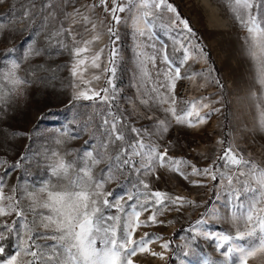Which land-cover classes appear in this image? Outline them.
Segmentation results:
<instances>
[{
    "label": "snow or ice",
    "instance_id": "obj_1",
    "mask_svg": "<svg viewBox=\"0 0 264 264\" xmlns=\"http://www.w3.org/2000/svg\"><path fill=\"white\" fill-rule=\"evenodd\" d=\"M224 6L246 33L252 131L264 134V0H224ZM122 25L133 38V97L116 85ZM25 32L19 53L15 43L0 52V264H137L145 255L164 264H192L187 258L200 255L201 239L213 241L216 257L203 255L199 264L264 260V164L235 141L224 146L223 138L216 141L220 152L203 167L173 155V131H200L223 107L222 100L177 95L179 81L204 76L194 65L207 63L208 53L172 0H0V40ZM161 33L171 41V53ZM63 56L64 65L25 69L36 59ZM41 69L47 77L37 75ZM65 70L72 89L66 107L77 109L74 127L60 131L55 149L34 152L28 143L10 162L15 141H31L37 130L11 126L15 100L26 98L37 82L55 92ZM78 105L91 112L81 118ZM81 139L80 149L67 147L68 140ZM32 166L46 178L30 182L17 176L9 183ZM161 169L193 188H209L212 197L198 201L154 188ZM189 209L203 210L182 229L180 255L162 234L137 235L171 223L160 219L165 212L182 215ZM214 221L228 223L232 231L212 230Z\"/></svg>",
    "mask_w": 264,
    "mask_h": 264
},
{
    "label": "rangeland",
    "instance_id": "obj_2",
    "mask_svg": "<svg viewBox=\"0 0 264 264\" xmlns=\"http://www.w3.org/2000/svg\"><path fill=\"white\" fill-rule=\"evenodd\" d=\"M181 15L190 21L191 26L200 37V43L204 50L208 52L210 61L205 63L203 60L194 65L198 72H204V76L196 81L181 80L177 83V95L181 100H200L209 97L210 101L222 100L223 111L213 114L208 125L202 130L180 129L171 133V138L177 147L173 152L175 156H185L191 159L199 167L207 165L215 155L220 152L221 145L216 143L218 138H223L227 144L235 141L246 155L264 164V134L252 131L254 107L248 96L249 89L253 87V67L252 62L245 54L244 37L246 33L233 20L231 14L224 6V0H172ZM15 36L11 39L0 40V52L12 43L18 46V53L24 45L25 37ZM120 51L121 61L118 66L116 85L123 89V95L133 97L135 89L131 87L134 72L133 38L131 30L123 25L120 28ZM161 40L166 37L161 33ZM169 44L171 53V41ZM68 60L67 56L57 58H40L25 65L26 70L39 69L41 65L49 63L64 65ZM159 64V61H158ZM163 67V65H159ZM209 72L211 75H209ZM23 74V73H22ZM40 77H47L48 73L42 69L37 72ZM70 77L65 70L58 74V85L55 92L47 83L37 82L28 89L27 97L17 98L13 104V115L10 121L11 126L17 130L26 132L34 127L37 129L32 132V139L21 138L15 141L8 160L14 162L17 155L23 152L25 145L31 143L32 150H43L44 148L55 149V139L59 136L62 129L71 130L74 127L70 122L76 114L77 109L69 110L66 105L72 94L69 86ZM219 80L220 84L216 81ZM98 86H103L104 81L96 82ZM203 85V87H201ZM220 85H223L221 87ZM213 106H221L214 104ZM80 113H90L91 109L79 108ZM177 137L179 138L177 140ZM87 138L86 136L84 137ZM83 139L68 140L67 147L77 150L83 147ZM203 153L207 156L200 155ZM28 168V165H25ZM160 179H153V187L162 191H167L176 195L189 196L198 201L210 200L213 193L209 188H193L175 173L166 170H159ZM19 176L22 181L39 182L46 178L43 169L38 170L35 166L29 168L25 174L24 169L16 172L9 180L13 183ZM115 191L120 189L115 185L110 186ZM203 209H189L182 215L175 211L165 212L160 219L171 221L163 227L141 229L137 235L148 231L153 235H163L165 239L173 240V247L176 254L180 255L183 241L179 237L184 236L182 229L188 227L189 223L198 218L199 212ZM211 228L214 231L231 232V225L228 223L212 222ZM175 234V236L173 235ZM199 256H190L192 264H199L203 255L216 257L213 241L201 239L199 241ZM156 251L160 249L153 245ZM221 260L223 258H220ZM137 264H164V262L154 259L151 256H140ZM169 264H177L176 260H171ZM249 264H264V260H251Z\"/></svg>",
    "mask_w": 264,
    "mask_h": 264
},
{
    "label": "trees",
    "instance_id": "obj_3",
    "mask_svg": "<svg viewBox=\"0 0 264 264\" xmlns=\"http://www.w3.org/2000/svg\"><path fill=\"white\" fill-rule=\"evenodd\" d=\"M205 52H207V51H205ZM208 53V52H207ZM208 60L210 61V57H209V54H208Z\"/></svg>",
    "mask_w": 264,
    "mask_h": 264
}]
</instances>
